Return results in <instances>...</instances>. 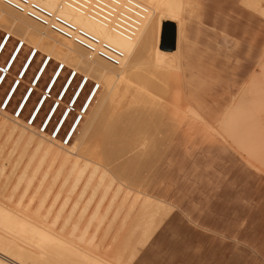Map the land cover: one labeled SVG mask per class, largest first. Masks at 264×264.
<instances>
[{"label": "rangeland", "instance_id": "1", "mask_svg": "<svg viewBox=\"0 0 264 264\" xmlns=\"http://www.w3.org/2000/svg\"><path fill=\"white\" fill-rule=\"evenodd\" d=\"M210 1L213 6L210 5ZM260 1L264 4V0ZM186 2L183 39L178 49L179 53L178 51L175 53V55L179 56L178 67H180V70L178 69V71L181 73L177 70L175 71L179 73L178 75L182 79L181 83L179 81L182 101L185 100L184 103L186 102L185 105L189 110L193 108L197 112H195L196 116H192L190 112L187 113V120L183 122V127L180 131L183 133L181 135L179 133L176 134L172 139L175 149L168 154L164 162L168 164L166 170L169 172L166 179L160 177V181L156 182L159 180L157 176L154 185L144 190L130 186L124 179L109 170L108 175H110V179H113L114 183L112 181L111 186L109 185L111 189L109 187L108 190L110 189L112 192H107L106 196L108 198L106 197L103 200L100 208L102 210V207L107 205L108 200L113 196V192L118 197L117 201L128 193L129 196L137 195L144 200L150 198L153 204L147 212L146 218L142 221L139 230L133 232L132 229L125 228L122 234L123 237L121 236L122 238L118 242L119 246L111 249L114 237L120 233L117 227H119L122 215L113 219V214L110 212L107 215L108 217L102 218L101 224L99 221L96 222L97 218H94L91 222V225L94 224L91 226L92 228L86 223L90 220L89 213L94 208L93 205L95 206L98 202L97 199L99 200L103 189L101 187L98 188L100 191L97 190L95 197L93 196L96 199L92 198L93 202L90 201L92 204H88L91 210L88 208L89 210H86V214L79 216L80 208L86 204L85 199L91 195L94 186L90 187L89 190L87 188V191H84L87 193L83 192V196H81L83 189L82 180L76 185V176L67 177L66 175L71 162L68 161L67 165L66 162L63 166L64 169H62L64 171L54 177L57 174L56 169L62 165L60 157V159L58 157L57 159L48 155L43 158L41 152L36 153L34 156L32 146L26 148L27 150L24 149V141H26L24 137L22 138L23 140L18 141L19 139L15 133L9 135V130L7 129L10 128L12 121L16 119L15 109L19 100L29 87L33 74L40 63L44 58L45 60L48 58L46 53L38 51L24 81L6 110L8 115V120L6 121L9 124L7 122L6 129L0 130V234H6L7 231L21 237L26 234H31L32 236L43 235L45 238L53 236L61 243V241L66 242L67 236L74 234L72 236L76 237V235H79L80 230H84L87 227L89 235H96L95 243L97 245L100 244L103 238L105 248H107V251L110 250V258L114 259V256L119 251L121 252L120 247L127 240L129 234H132V236L128 246L129 249L125 255L134 250L139 237L144 230H147L144 233V240L139 254L137 253L135 258L134 264H138L140 256L149 247L147 246L149 242H155V246L161 238L165 239L161 245L162 249L159 257L161 253L164 255L169 250L168 259H172L176 249L170 248V243H172L173 247L178 246L179 250L184 244H186V247L189 243L194 244L196 239L202 236L197 233H202L210 236L213 242L222 245L223 251L234 247L246 253L248 257L252 256L255 264H264V17L260 16L261 12L256 10L260 14L256 13L255 9L247 6L242 0H186ZM262 4L261 6L264 7ZM221 5L222 8H220ZM207 16H209L208 20ZM220 16H223L224 20ZM235 19L237 22H235ZM231 24L232 26H230ZM172 32L173 27L170 30H166L164 44L167 45ZM6 34L7 29L0 27V41ZM19 43H21L20 36L10 39L0 58V70L5 66L11 52ZM34 50L33 44H24L22 53L0 90V114H4L2 110L4 96L17 78L25 59ZM230 59L232 60L231 62ZM60 65L62 64H59V61L51 60L47 71L39 82L38 91L33 93L21 115L23 126L29 123L31 110L44 92L53 72ZM71 68V66L67 67L65 64V70L51 93L52 97L47 100L34 124L35 132L40 131L42 119L48 109L56 103L61 86L67 76L73 72ZM78 74L50 128L45 132L47 138L51 136V132L53 133L57 119L68 106L78 84L85 78L83 72ZM94 85L95 79L88 83L80 101L74 107L75 111H72L64 130L60 134L59 141H62L72 120L80 117L81 106ZM102 90L103 87L101 86L99 92L101 93ZM100 101L101 98L96 101V104ZM235 106H238V119L242 117L244 120L242 123L243 128L239 125V121L230 117L228 113L233 111ZM193 110L191 109L192 112ZM0 118L3 119V116L0 115ZM87 121L88 119L84 115L82 124L84 123L85 126ZM245 127L246 131H250L247 133V137H244L245 135L241 130V128L244 129ZM25 131L26 133L28 132L27 129ZM78 135L79 131L76 137ZM242 137L246 140L245 145L242 144L244 142L241 141ZM78 138H76V142ZM144 142L146 144L142 145L140 150L143 154H146L149 148V140L146 139ZM73 143L75 148V139L68 147H71ZM23 151L24 153L26 152V155L23 154ZM70 151L71 159L76 158V151L73 149ZM32 155L34 156L33 158ZM30 161L31 163L29 164ZM49 165L50 168L46 175L45 183L48 184V187L51 186L52 194L50 195L49 192V195H47L48 200L39 210L37 206L40 199L35 198L30 204L29 209L31 210L28 213V211L24 210V207L28 204L35 186ZM26 166L28 167V172L23 176L22 174L24 173L22 171H24L23 169ZM33 173L37 175L34 176L33 184H31L27 195L20 203L18 202L20 193L26 188L29 176L31 177ZM18 181L19 184L17 183ZM16 184L18 185L17 193L16 195H11V189ZM118 187H120V191L116 193V188ZM39 195L41 194L39 193ZM53 195L58 198L57 207L49 210L48 206L55 198H53ZM78 198H80L78 203V207L79 205L80 207L73 213L71 212L73 204ZM157 205H160V209L155 214L154 210ZM70 218L71 220L69 221ZM162 218H165V223L164 226H161V230L158 232L160 236L156 239L157 237H154V233L156 232L157 224ZM132 219L129 218L128 221H132ZM149 221L150 226H147ZM97 223L100 225L96 226ZM183 223L184 225H182ZM76 224L78 231L75 230ZM169 227L171 228V232H169L171 234H166V230ZM106 228H108L107 231L109 232L104 230ZM62 229L65 230L66 236H61L55 231ZM93 229L94 231L92 232ZM100 235L102 236L100 237ZM59 237L62 239L61 241ZM203 238L204 241L211 239ZM212 240H210L209 244L207 242L205 244L202 241V245L208 249L206 255L208 258L206 257L205 262L202 263L210 264L209 261L213 260L212 264H221L222 259L225 258L226 260L224 259L222 264H232V262H234L233 264H240L239 260L229 262L230 255L228 253L221 255ZM71 243L76 247V241L72 240ZM154 248L156 247H153L152 244L146 250V259L151 257ZM127 256L125 259H127ZM145 263L144 260L142 264Z\"/></svg>", "mask_w": 264, "mask_h": 264}, {"label": "bare ground", "instance_id": "2", "mask_svg": "<svg viewBox=\"0 0 264 264\" xmlns=\"http://www.w3.org/2000/svg\"><path fill=\"white\" fill-rule=\"evenodd\" d=\"M36 1L51 11L63 16L80 28L87 30L100 39L117 47L125 55L119 65H113L101 58L89 56L86 50L81 46L56 34L47 27L0 2V27L6 28L8 35L11 37L20 36V40L23 44H33V47L37 52L40 51V53H46V56H48L50 60L53 59L59 61V64L61 63L64 66L66 64L67 67L71 66V71L84 73L87 82L84 84L82 80L80 81L68 103V106L57 119L53 129V131L55 129L57 130V134L62 133L72 111H75L74 107L80 101L88 83L95 79V85H97L98 88L94 89V86H92L81 106L79 112L80 117L74 118L69 124L64 135L65 138L68 137L69 139L68 143L64 145L62 141H59L58 136L55 138L49 136L47 138L45 132L50 128L60 106L63 104L65 97L74 84L75 79L73 78L70 80V74L67 76L59 90L55 101L56 103L48 109L46 115L42 119V125L45 124L44 134H42L41 131L35 132L34 130V124L36 123L41 110L46 105L47 100L52 97L51 93L63 74V71L57 74L58 67L53 72L44 92L39 97L29 114V120H31V122L28 120L29 123H26L25 126L22 125L21 115L33 93L38 91L39 82L51 62L49 61L46 63L44 58L33 74L29 87L19 100L15 109V112H17L16 119L12 121V124L10 123V128L7 130H9V135L15 133L19 139L18 141H21L24 137L26 139V141H24L25 144L23 143L24 149L32 146L34 156L36 153L41 152L43 158L48 155L53 158L60 157L62 159V165L59 166V168L57 167V174L54 177L60 174L61 171H64L62 169H64L63 166L66 162V165L71 162V166L66 175L67 177L71 175L76 176V185L82 180L83 189L81 191V196H83L82 193L84 191H87V188L89 190L90 187L92 188V186H94L91 195L85 199L86 204L80 208V212L78 213L80 214L79 216H83L84 213L86 214L89 210L88 208L91 210V207H88V204L90 201L93 202L92 198L95 197L97 190H99L98 188L101 187L103 189L102 195L100 194L101 196H98V202L95 206L93 205L94 208L92 211H89L90 220L86 223L91 227L94 225H91L92 220L97 218L98 220H96V222L99 221L101 224L102 218H105L110 212L113 214V219L122 215L119 227H117L119 228L118 231L120 233L114 237V243L111 246V249H114L119 246L118 242L120 238L123 237L122 234L125 228H130L133 232L139 230V227L141 226L142 221L146 218L147 212L153 204V201H151L150 198L144 200L137 195L129 196V193L123 195L122 198L117 201L118 197L113 192V196H111L109 200L107 199L108 203L106 206L104 205L105 208L102 207V211L100 209L102 202L106 197L108 198L106 194L110 191V186L113 181V179H110L108 171L112 170L130 186L142 188L144 190L154 185L157 176L159 180L156 182L160 181V177L166 179L169 172L166 170L168 164H165L164 162L166 161L168 154L175 149L172 139L176 134L179 133L181 135L183 133L180 131L182 130L183 122L187 120V113L190 112L192 116H196V111L191 108L194 112L193 113L191 109L189 110L185 105V100L183 99L184 101H182V92L180 93L179 87V81L181 83L182 79L178 75L181 73L178 71V69L180 70V67H178L179 56L175 55L180 48L183 39V22L185 19V7L187 2L186 0H137L148 8V13L144 18L138 33L132 38H126L112 31L110 27L93 20L87 14L80 13L56 0ZM242 2L246 3L250 8L255 9L256 13L261 12L262 14L259 13L260 16L264 17V7L261 6L262 3L260 0H242ZM210 5H212V2ZM220 8H222V5ZM208 17L209 16L206 17L207 20ZM220 22L223 23L222 21ZM235 22H237L236 19ZM213 26L215 27V25ZM230 26H232V24ZM172 27L176 34V42L175 48L173 49L174 51L171 50L170 52L166 49L167 45L162 42V37L164 29L170 30ZM237 30L239 29L237 28ZM4 37L0 41V58L10 41L7 40L5 43H2ZM17 47L18 44L11 52L5 66L3 67L4 76H2L3 71L0 70V90L22 53L23 47L19 50ZM36 56L37 54L31 56V53H29L18 72L17 78L3 98L2 104L4 103V107L2 110L4 111V114H0L3 116V119L0 118V130H4L7 126L8 121L6 120H8V115L6 110L9 108ZM231 61L232 60L230 59V62ZM175 70L179 73H176ZM101 86L103 87V90L100 93L99 89ZM99 98H101V101L96 104V101ZM228 113L230 117L237 119L239 125L242 126L244 120L242 117L238 119V106H235V109ZM84 115L88 119L85 126L84 123L82 124V118ZM242 128V133L245 135L242 136L247 137V133L250 131H246V127L244 129ZM26 129L28 130L27 133L25 131ZM78 131L79 135L76 137ZM244 137L241 138V141H244L242 144L245 145L246 140H244ZM76 138H78L77 142ZM74 139L76 147L74 148V143L72 146L70 145L71 147H68L72 141L74 142ZM146 139L149 140V148L147 149V153L143 154L140 148L142 145L146 144L145 142L143 143ZM140 141L142 142L140 143ZM71 149L75 150L77 153V156L74 159H71ZM25 153L23 151V154ZM34 156L32 155V158ZM27 168L28 167L26 166L23 169V176L28 172ZM47 168L48 169L45 170L46 172L35 186L28 204L24 207V210L28 211V213L29 210H31L29 209L30 204H32V201L35 198L40 199L39 205L37 206V209L39 210L44 206L46 200H48L47 195H49V192L50 195L52 194L51 186H49V188L48 184L45 183V178L50 165ZM35 175L33 173L31 177L29 176L26 188L20 193L21 195L19 196L18 202L21 203L22 199L27 195L31 184H33L32 181ZM19 181L17 182L18 184ZM17 187V184L13 186L10 192L11 195H16ZM109 187L110 189L108 190ZM119 189L120 187L116 188V193L120 191ZM110 192H112V190ZM39 193L41 195L38 196ZM54 197L55 196L53 195V198ZM80 198L76 199L74 202L73 210L71 212L74 213L79 209L80 205L78 207V203ZM57 199L56 196L49 204V210H53L57 207ZM159 209L160 205H157L154 213L156 214ZM167 212H169V210H167ZM129 218H133L132 221H128ZM70 220L71 218L69 221ZM164 223L165 218H162L157 224V229L154 233L155 238H158V232L161 230V226H164ZM100 224L97 223L96 226ZM182 225H184V223ZM147 226H150V221L147 223ZM75 228V230L78 231L77 224ZM88 230L89 229L86 227L84 230H80L79 235H76V237L72 236L74 234L67 236L66 242H62V239L60 238L65 235V230H55L61 235L59 237L61 243L53 236L45 238L43 235L32 236L31 234H26L21 237L6 231V234H0V264H134L136 255L137 253L139 254L140 247L144 240V233L147 231L144 230L143 234L139 237L138 243L135 244L134 250L130 251L127 256L125 253L129 249L128 246L132 236V234H129L127 240L120 247L121 252L119 251L120 253L118 252L114 256V259H111L109 255L110 250L107 251V248H105L103 238L101 239L100 244L97 245L95 243L96 235L92 233V235H89L87 233L89 232ZM104 230L107 231L108 228ZM93 231L94 229L92 232ZM169 232H171L170 227L167 228L166 234ZM101 236L102 235H100V237ZM189 237L191 238V236ZM72 240L76 241V247L75 245H72ZM164 240L165 239L161 238L156 248L152 250L151 257L149 256L150 258L146 259V250L152 246L153 242L147 243V246L149 247H145L146 250L143 252V255L140 256L138 264H142L144 260L146 262L145 264H201L202 262H205L204 260H206L205 258L208 253V249L202 245V241L205 242V244L206 242L209 244L211 239L209 241H204V238L199 236L190 249L186 247V244L182 245L171 260L168 259L170 254L169 251L164 255L161 253V258L159 257L162 249L161 245ZM126 256L127 259H125ZM226 256L228 257V255ZM224 259L225 258L222 259L221 264L224 262ZM209 262L212 264L213 260H210ZM233 263L234 262H232V264Z\"/></svg>", "mask_w": 264, "mask_h": 264}, {"label": "built area", "instance_id": "3", "mask_svg": "<svg viewBox=\"0 0 264 264\" xmlns=\"http://www.w3.org/2000/svg\"><path fill=\"white\" fill-rule=\"evenodd\" d=\"M56 1L80 13L87 14L93 20L110 27L112 31L126 38H132L138 33L143 20L148 13V8L137 0ZM0 2L47 27L56 34L81 46L86 50L89 56L101 58L113 65H119L125 57L124 53L117 47L100 39L87 30L80 28L63 16L41 5L36 0H0ZM11 38L10 35L6 34L2 43H5ZM22 47H24V44L21 42L18 44L17 48L19 50ZM37 53L38 52L34 50L31 52V56H35ZM45 61L48 63L51 60L47 58ZM1 70L3 71L2 76H4V68L2 67ZM64 70L65 66L60 65L57 74L61 71L64 72ZM78 75L77 72L73 71L70 74L69 79H76ZM82 82L85 84L87 80L84 78ZM95 88H98L97 85H94V89ZM29 122H31V120H29ZM44 128L45 124L40 127L42 133L45 132ZM51 136L53 138L58 136L59 138L60 134H57V130L55 129L53 133L51 132ZM68 139V137H63L62 143L66 145Z\"/></svg>", "mask_w": 264, "mask_h": 264}, {"label": "crops", "instance_id": "4", "mask_svg": "<svg viewBox=\"0 0 264 264\" xmlns=\"http://www.w3.org/2000/svg\"><path fill=\"white\" fill-rule=\"evenodd\" d=\"M195 230V229H194ZM196 231V230H195ZM197 233V232H196ZM198 235L200 234V235H202V237H205V238H211L210 236H207V235H203L202 233H197ZM160 235H158V237H159ZM156 239H158V238H156ZM211 240H212V238H211ZM171 242H172V240H171ZM212 242H213V240H212ZM155 243V242H154ZM154 243H153V247H156L157 245H158V243L157 244H155V246H154ZM213 244L215 245V247L216 248H218V250L220 251V254L221 255H223V254H225V253H228V255H230L229 256V259H228V261L229 262H231V261H233V260H239L240 261V264H255V261H254V259L252 258V256H250V257H248L247 255H246V253H244L243 251H241V250H238V249H236V248H227V250H222V245H220V244H217V243H215V242H213ZM192 246V244L191 243H189L188 245H187V247L190 249V247ZM170 248H175L176 249V252H175V254L177 253V250H178V246H175V247H173L172 246V243H170ZM169 251V250H168ZM170 252V251H169ZM174 254V255H175ZM174 255H172L173 257H174ZM169 260H171V259H169Z\"/></svg>", "mask_w": 264, "mask_h": 264}, {"label": "water", "instance_id": "5", "mask_svg": "<svg viewBox=\"0 0 264 264\" xmlns=\"http://www.w3.org/2000/svg\"><path fill=\"white\" fill-rule=\"evenodd\" d=\"M165 32H166V29H164V32H163L162 42H164V34H165ZM175 42H176V34H175V31L173 30V32L171 34V37L168 40L166 49L169 50V51L173 50L175 48Z\"/></svg>", "mask_w": 264, "mask_h": 264}]
</instances>
